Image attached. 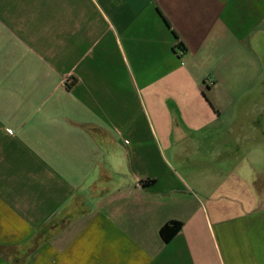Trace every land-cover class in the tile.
Listing matches in <instances>:
<instances>
[{
	"label": "crops",
	"instance_id": "1",
	"mask_svg": "<svg viewBox=\"0 0 264 264\" xmlns=\"http://www.w3.org/2000/svg\"><path fill=\"white\" fill-rule=\"evenodd\" d=\"M0 264H264V0H0Z\"/></svg>",
	"mask_w": 264,
	"mask_h": 264
},
{
	"label": "trees",
	"instance_id": "2",
	"mask_svg": "<svg viewBox=\"0 0 264 264\" xmlns=\"http://www.w3.org/2000/svg\"><path fill=\"white\" fill-rule=\"evenodd\" d=\"M176 48L180 51L185 50L184 45L179 42L178 45H176ZM183 54V53H182ZM154 180L152 179H146L142 181V186H147L149 183H152ZM183 228V222L177 221V220H171L166 222L161 228H160V236L165 241H170L176 234H178Z\"/></svg>",
	"mask_w": 264,
	"mask_h": 264
},
{
	"label": "built area",
	"instance_id": "3",
	"mask_svg": "<svg viewBox=\"0 0 264 264\" xmlns=\"http://www.w3.org/2000/svg\"><path fill=\"white\" fill-rule=\"evenodd\" d=\"M178 52H179L180 54H182V53H183V51H181V50H180V51L178 50Z\"/></svg>",
	"mask_w": 264,
	"mask_h": 264
},
{
	"label": "rangeland",
	"instance_id": "4",
	"mask_svg": "<svg viewBox=\"0 0 264 264\" xmlns=\"http://www.w3.org/2000/svg\"><path fill=\"white\" fill-rule=\"evenodd\" d=\"M53 223H54V221H51V222H50V225L53 224Z\"/></svg>",
	"mask_w": 264,
	"mask_h": 264
}]
</instances>
